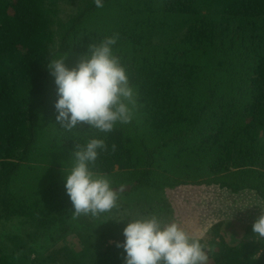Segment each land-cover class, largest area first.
Segmentation results:
<instances>
[{
	"label": "trees",
	"instance_id": "16d2710c",
	"mask_svg": "<svg viewBox=\"0 0 264 264\" xmlns=\"http://www.w3.org/2000/svg\"><path fill=\"white\" fill-rule=\"evenodd\" d=\"M114 35L137 93L132 122L106 134L86 123L60 127L47 64L68 57L75 67L91 44ZM93 138L108 149L93 170L124 191L104 214L109 221L89 222L84 250H56L53 264H125L116 246L124 227L109 216L146 214L163 198L158 211L171 213L172 199L187 198L182 214L198 221L196 203L206 191L264 211V0H104L103 8L94 0H0V229L10 223L25 232L55 221L70 234L79 219L65 190L69 169L60 162L27 180L21 172L57 144L72 156ZM232 222L205 223L210 264H264L253 224L230 242ZM2 237L0 264H49L34 245L19 256Z\"/></svg>",
	"mask_w": 264,
	"mask_h": 264
},
{
	"label": "clouds",
	"instance_id": "9594fccd",
	"mask_svg": "<svg viewBox=\"0 0 264 264\" xmlns=\"http://www.w3.org/2000/svg\"><path fill=\"white\" fill-rule=\"evenodd\" d=\"M103 8L104 0H94ZM118 35L91 44L75 67L66 65L68 57L47 64L57 89L56 124L71 131L81 123L101 133H111L117 125L130 124L134 118L137 93L127 69L115 54ZM103 139H90L77 145L72 166L65 174L66 195L70 198L73 219L98 218L118 206L119 192L110 178L93 170L100 153L107 151ZM115 150V145H113ZM124 221V220H122ZM123 241L117 248L124 252L125 264H208L209 256L201 239L178 222L164 223L159 214L126 220ZM253 235L264 240V214L252 226Z\"/></svg>",
	"mask_w": 264,
	"mask_h": 264
},
{
	"label": "rangeland",
	"instance_id": "374dc122",
	"mask_svg": "<svg viewBox=\"0 0 264 264\" xmlns=\"http://www.w3.org/2000/svg\"><path fill=\"white\" fill-rule=\"evenodd\" d=\"M43 123H45V121H43ZM39 142H41V139ZM136 142L140 145L138 140ZM52 143L53 142H51V145L54 147V144ZM60 145H55V148H53V151L51 150L52 152L49 151V154L46 152L42 156L44 159L42 161L35 162L33 161V158H31V160L27 163L28 165L26 164L27 166L22 169L21 175L25 177L24 179H29L30 175H36L37 172L39 175L45 171H49L54 165L59 164L60 162H63L64 164L61 171L70 169L73 163L71 160L72 156L66 155V153L69 152L68 150L64 151L65 155L63 153H58L59 151H63V148ZM58 147L59 149L57 151ZM142 157H144V159L148 157L147 153H144V150L142 151ZM200 190L201 188L193 189L194 193ZM15 191L19 192L21 191V188L16 187ZM206 192L207 197H203L202 199L200 198L199 202L196 201L197 207L201 209L199 211L200 215L202 213L200 221L196 219L192 220V217L188 215H184L185 217L183 216L182 211L189 206L188 204H191L190 200L187 198H184L183 202L180 204L176 202L177 199L171 200L169 205L171 207L172 214L170 212L162 213L161 211H158L159 207L161 209L162 204L160 201L163 200V198L158 201L157 206L153 207V211L148 209L146 214H142L141 212L136 214L125 209L123 211L120 210L116 214L109 217H111L112 221L117 222L115 226L120 229L121 227H126V220H134L150 216L155 213L160 215L164 223H170L173 221L178 222L185 227L190 234L197 236L200 239H202L206 234L205 223L219 222L220 217H222L223 220H232V223L236 224H232L227 236L228 240L232 242L234 239L235 241H239V233L244 231L247 225L249 226V224H253L261 214H264V211L261 209V205H254L252 207L251 205H243L244 202H242L238 197H234L231 193H227L226 196L224 194H222V196H217L215 191ZM164 202H168V200H164L163 203ZM198 208H196V210ZM78 219V223L73 226L75 229L72 230L70 234H67V229L69 228H65L64 224L59 226L55 221H52V223L42 222V224H40L37 228L33 227L31 228L32 230L29 228L25 232L24 230L18 232L17 228L20 226L5 223V225L1 227L0 233L3 234L2 238L6 245L9 246L8 250H13L17 255L21 256L25 251H27L26 245H34L33 248L38 249L43 256L46 255L47 262L49 261V264H53L50 257L56 250L68 249L74 254H78L84 250L82 243L86 242L87 235L89 234V222L95 218L91 216H81ZM97 219H99V224H104V221H109V219L105 218V215L100 216ZM196 221H198V223ZM73 227L71 226L70 228ZM109 227L114 228V224H112L111 221L109 223ZM80 232L82 233L81 236L78 235ZM208 264H210V262H208Z\"/></svg>",
	"mask_w": 264,
	"mask_h": 264
}]
</instances>
